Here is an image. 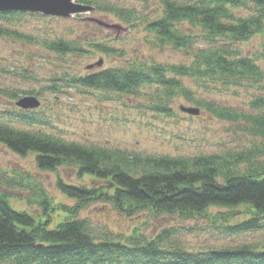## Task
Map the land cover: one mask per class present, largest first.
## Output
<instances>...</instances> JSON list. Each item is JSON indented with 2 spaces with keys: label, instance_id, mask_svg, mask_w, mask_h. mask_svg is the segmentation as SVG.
Instances as JSON below:
<instances>
[{
  "label": "trees",
  "instance_id": "1",
  "mask_svg": "<svg viewBox=\"0 0 264 264\" xmlns=\"http://www.w3.org/2000/svg\"><path fill=\"white\" fill-rule=\"evenodd\" d=\"M161 4L160 14L147 21L146 30L156 43L184 50L191 56L188 64L131 63L73 81L84 88L125 94L154 87L158 112H168L167 101L181 94L217 118L243 119L245 132L257 140L239 153L141 155L65 141L0 120V144L20 155L34 153L40 169L71 163L81 179L88 176L90 181L72 185L58 177L57 188L74 199V204H61V213L56 214L44 195L40 213L33 214L12 207L0 191V264H264V239L257 245L189 250L170 229L150 236L137 228L128 234L112 233L97 230L90 219L79 217L91 203L102 202L125 216L146 211L152 217L209 218L230 236L264 229V112L243 114L197 100L182 80L187 77L204 90L231 89L248 80H261L264 74L256 61L227 44L264 31V0H161ZM242 7H252L253 13L237 15L234 11ZM104 10L122 14L114 6ZM13 14L22 13L0 12V19ZM182 23L198 28L199 37L208 44L217 38L228 43L192 49L198 33L191 28L185 33L179 27ZM3 35L13 33L0 26ZM66 44L64 40L53 42L63 48ZM260 57L264 58V46ZM251 104L263 107L264 100L256 97ZM24 114L20 119L29 121L31 117ZM212 208L219 210L212 212Z\"/></svg>",
  "mask_w": 264,
  "mask_h": 264
},
{
  "label": "rangeland",
  "instance_id": "2",
  "mask_svg": "<svg viewBox=\"0 0 264 264\" xmlns=\"http://www.w3.org/2000/svg\"><path fill=\"white\" fill-rule=\"evenodd\" d=\"M86 1L74 0L91 9L65 17L24 12L0 19V26L13 33L0 36L1 121L65 141L167 157L239 153L257 140L245 132L243 119L217 118L181 94L167 101L168 112H158L154 109L157 103L154 87L125 94L84 88L74 82V78L131 63L172 65L188 64L191 60L184 50L156 43L146 30L147 21L160 14L161 0ZM106 6L119 8L122 14L104 10ZM234 12L244 17L252 14L253 8L242 7ZM179 27L185 33L191 28L185 23ZM191 30L198 33V28ZM57 40H64L65 48L53 45ZM223 43L228 42L217 38L208 44L198 33L192 49ZM227 45L254 59L264 74V58L260 57L264 31ZM182 80L197 100L214 102L243 114L264 112V106L256 108L251 104L256 97L264 100V75L259 81L248 80L231 89L204 90L187 77ZM24 96H34L39 105L20 108L16 102ZM180 106L199 107L200 112L191 115L181 111ZM24 113L32 120L20 119ZM58 177L72 185L90 183L88 176L84 179L78 176L71 163L56 169H40L34 153L20 155L0 144V191L15 209L40 213L43 195L51 201L54 214L61 213V204L72 206L74 199L57 188ZM79 217L90 219L97 230L112 233L128 234L137 228L150 236L161 229H170L189 250L257 245L264 239V229L230 236L209 218L152 217L146 211L125 216L102 202L91 203L80 211Z\"/></svg>",
  "mask_w": 264,
  "mask_h": 264
},
{
  "label": "water",
  "instance_id": "3",
  "mask_svg": "<svg viewBox=\"0 0 264 264\" xmlns=\"http://www.w3.org/2000/svg\"><path fill=\"white\" fill-rule=\"evenodd\" d=\"M91 8L90 6L76 3L74 0H0V12L29 11L65 17ZM16 104L22 109H31L36 108L39 105V101L34 96H24ZM180 110L192 115L199 114V109L196 107L180 106Z\"/></svg>",
  "mask_w": 264,
  "mask_h": 264
}]
</instances>
